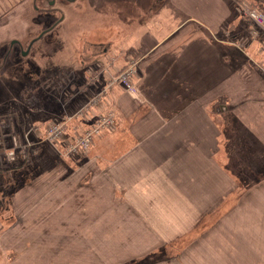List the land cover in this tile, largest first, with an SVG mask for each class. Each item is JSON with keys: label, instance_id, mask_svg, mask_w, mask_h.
Masks as SVG:
<instances>
[{"label": "crops", "instance_id": "crops-1", "mask_svg": "<svg viewBox=\"0 0 264 264\" xmlns=\"http://www.w3.org/2000/svg\"><path fill=\"white\" fill-rule=\"evenodd\" d=\"M170 2L173 17L157 6L152 24L144 7L125 12L116 38L105 22L110 37L95 39L107 45L88 57V78L72 75L79 92L103 94L72 120L83 98L65 101L72 113L58 119L63 138L46 147L59 154L108 111L113 125L93 137L89 155L55 160L10 195L0 223L21 216L31 226L36 217L56 228L52 240H24L14 256H2L0 239V264H264V26L243 15L252 0ZM36 4L0 0V53L35 41L45 24L33 16L54 17ZM129 60L133 93L114 81ZM240 153L249 172L235 171Z\"/></svg>", "mask_w": 264, "mask_h": 264}, {"label": "rangeland", "instance_id": "rangeland-1", "mask_svg": "<svg viewBox=\"0 0 264 264\" xmlns=\"http://www.w3.org/2000/svg\"><path fill=\"white\" fill-rule=\"evenodd\" d=\"M36 1V6H39L46 16L54 17L48 21L49 19H42L41 16L36 18L33 16V21L45 24V28L34 38L35 41L31 44L27 43L20 51L13 49L10 55H8L7 49L0 53V210L3 211L11 203L10 195L20 192L28 179L42 176L49 166L52 168L55 160L61 159L68 163L75 159V155L78 156V153H68L61 145H58L57 148L59 154L53 151L49 153L46 146L51 145L46 142L44 137L51 124L62 123L64 125V122H58V119L72 113L70 109L68 110V105L64 104L65 101L72 104L80 103L79 98H83L81 103L84 104L70 116V120H72L79 111L83 113L86 106L90 104L96 106V103L92 104L93 100L100 99V95L103 94L102 89L90 98L88 88L85 89L86 93L79 92L73 86L72 75L77 71L79 75L83 73V76L88 78L91 65L88 57L95 51L103 52L102 50L107 45L105 43L97 44L95 39L98 37L104 42L105 38L110 37L105 22L108 23V28H111V31L113 30L115 33V24L121 26L119 21L125 20L124 13L129 10L133 9L134 12H137V7H144L146 15L148 14L145 19L146 24H152L154 19L150 13H153L157 6L161 8V12L167 14L169 11L172 17L174 10L170 2L173 0H48L47 5L46 0ZM252 1H254L252 5L247 8L258 9L264 3V0ZM98 9L106 11V16L104 14L95 15V17H100L94 18V13ZM112 9L113 12H111ZM120 13H122V17H120ZM35 14L39 13L35 12ZM63 17L65 20L59 24V20ZM177 20L179 19L177 18ZM113 21L114 24H112ZM93 26H96L95 30H93ZM108 31L111 33L110 30ZM115 35L116 33L112 38H116L117 35ZM156 35L155 30L154 36ZM127 41H130L129 37L125 39V42ZM13 43L15 42L10 41L8 46H12ZM98 58L105 64L104 55L98 56ZM77 96L79 98L74 101ZM228 123L229 121L227 125ZM40 127L43 128L39 129ZM231 129H234L235 134L240 132L239 127L235 124L231 125ZM33 134L45 143L38 142ZM77 139L75 137L71 143ZM33 144L34 147H32ZM89 154L90 152L86 155ZM240 154L243 160L241 163L243 169L235 171L249 172L244 168L251 164L245 162L246 154ZM251 162L254 165V162ZM257 163L264 164V159L258 160ZM46 166L48 168L44 169ZM251 170L253 171V168ZM84 175L83 182L89 184L90 174L85 173ZM99 188H102V191L106 189L105 183L100 180ZM25 207L24 202L19 206L21 209ZM41 219L33 217L30 220H34L35 223L29 226L27 217L16 216L11 219L9 215H3L0 223V226H3L0 235L4 245L2 256L7 257L11 254L14 256L16 250H19L25 243L23 241L29 240V238L51 234L46 238L52 240L53 228L56 227H43L44 224L38 222ZM15 223L18 225L15 228L16 232H7ZM42 228H49L48 232H41ZM31 230H36V232H30ZM68 235L73 236V233H67ZM28 260L32 261V258Z\"/></svg>", "mask_w": 264, "mask_h": 264}, {"label": "built area", "instance_id": "built-area-1", "mask_svg": "<svg viewBox=\"0 0 264 264\" xmlns=\"http://www.w3.org/2000/svg\"><path fill=\"white\" fill-rule=\"evenodd\" d=\"M243 15L245 16L247 20L252 22L255 26H258V27L264 26V3L258 9H254L253 7L245 8L243 10ZM252 32L254 33V31ZM135 65L136 64L133 60H129L126 67L123 70H121L117 78L114 80L115 82L122 84L121 86L130 93H133V91H135V88L132 82L135 76V72H136ZM98 102H99V99L95 98L92 104L96 103L97 105ZM90 106L91 104L86 106L84 110L89 108ZM77 114L80 115L82 114V112L79 111ZM68 120H70V117L68 118ZM112 125H113V115L111 112L108 111L104 115L99 116L95 124L89 130H86L82 136L78 137V139L75 142L67 144L66 145L67 152L73 153V154L87 153L93 141L92 140L93 137L95 136L97 137L102 131L110 129ZM46 132L47 133L44 139L47 142L55 144L56 142H59L63 138V134H64L63 124L53 123L48 127Z\"/></svg>", "mask_w": 264, "mask_h": 264}]
</instances>
